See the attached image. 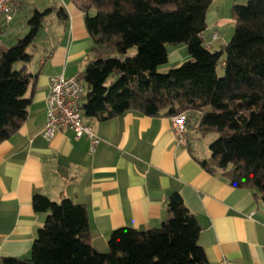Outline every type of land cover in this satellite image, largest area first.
Segmentation results:
<instances>
[{
    "label": "trees",
    "instance_id": "16d2710c",
    "mask_svg": "<svg viewBox=\"0 0 264 264\" xmlns=\"http://www.w3.org/2000/svg\"><path fill=\"white\" fill-rule=\"evenodd\" d=\"M211 1L76 0L93 41L79 77L86 89L82 115L104 121L126 111L167 117L185 112L187 118L199 113L197 131L217 135L202 167L233 187L252 189L264 202V0L232 5V36L217 50L202 39ZM53 11L64 14L62 7L35 9L27 34L0 46V143L26 119L31 94H25L37 79L26 68L33 58L27 48ZM180 44L190 59L158 72L167 62V46ZM31 204L46 217L30 256L3 258L1 264H209L197 242L200 224L177 192L169 195L158 227L116 228L105 252L89 242L83 204L42 194L33 195Z\"/></svg>",
    "mask_w": 264,
    "mask_h": 264
},
{
    "label": "crops",
    "instance_id": "0c3cea01",
    "mask_svg": "<svg viewBox=\"0 0 264 264\" xmlns=\"http://www.w3.org/2000/svg\"><path fill=\"white\" fill-rule=\"evenodd\" d=\"M244 1H211L202 33L207 48L217 50L229 41L234 28L232 5ZM25 4L23 0L16 4L9 22L0 17V30L1 26L15 30V24L26 25L29 16H20L26 5L29 15L47 7H62L64 14L51 12L40 27L45 30V40L43 45L33 46V58L26 65L29 72L37 73L35 84L25 94H31L26 119L0 143V264L3 258L30 256L36 232L46 217L32 207L35 194L83 204L89 242L105 252L116 228L158 227L167 216L166 203L173 192L198 220L197 242L209 264H264V202L252 189L233 187L220 173L202 167L201 161L209 154L203 155L191 137L192 133L199 135V113L188 114L184 145L176 143L170 117L136 111L104 121L84 117L99 139L93 150L88 137L76 139L69 128H62L49 141L43 138L49 77H80L91 58L93 41L85 27V12L76 0ZM88 13L93 14L94 9ZM13 37L10 33L9 38ZM182 45L167 48V62L157 70L167 63L179 64ZM0 46L9 47L4 40Z\"/></svg>",
    "mask_w": 264,
    "mask_h": 264
},
{
    "label": "built area",
    "instance_id": "2783aa9c",
    "mask_svg": "<svg viewBox=\"0 0 264 264\" xmlns=\"http://www.w3.org/2000/svg\"><path fill=\"white\" fill-rule=\"evenodd\" d=\"M20 0H0V17L9 22L15 11V6ZM218 34L214 33L213 38ZM85 85L77 76H64L63 74L49 77V92L46 101V118L42 128L45 140H51L62 128L73 131L76 139L86 136L90 140V150L98 144L99 139L94 135L91 126L85 122L81 105L85 94ZM171 118V130L176 143H186L185 112L175 114Z\"/></svg>",
    "mask_w": 264,
    "mask_h": 264
},
{
    "label": "rangeland",
    "instance_id": "374dc122",
    "mask_svg": "<svg viewBox=\"0 0 264 264\" xmlns=\"http://www.w3.org/2000/svg\"><path fill=\"white\" fill-rule=\"evenodd\" d=\"M24 2H26V4H28V3H30L31 2V0H23ZM25 4V5H26ZM237 4H240V3H237ZM244 4H246V0L243 2V3H241L240 5H244ZM27 8H28V5H26V7H25V9L23 10V11H20V16L22 17H24V16H31V15H29V13H28V10H27ZM39 11H42V10H39ZM32 14V13H31ZM94 14V13H93ZM92 15V14H91ZM19 21V20H18ZM27 22V21H26ZM16 23V22H15ZM14 23H11V25H13ZM15 30H11L10 29V26L9 27H6V26H1V30H0V41L1 40H4V44L6 45V46H12L15 42H16V40L18 39V38H22L23 36H25L26 34H27V32H28V27H26V25L25 24H20V23H18V24H15ZM24 27H25V29H24ZM26 28H27V30H26ZM45 30H42L41 28L38 30V32H37V34H36V36H35V39H34V41H33V43H32V45L31 46H29L28 48H27V52H33V50H34V45H43V42H44V40H45V32H44ZM231 32V31H230ZM10 33L14 36L13 38H9L10 37ZM212 34V33H211ZM230 35V37L229 38H231V34L232 33H229ZM208 35V33H206L205 34V36L206 37H208L207 36ZM227 35V34H226ZM225 35V36H226ZM216 44V43H215ZM182 45V44H181ZM177 47H180V46H177ZM182 48L180 49V52H181V54H182V56H183V58H180V59H178L179 61V64H181L182 62H184V61H187V60H189L190 59V56L188 55V53H187V50H186V47L184 46V45H182L181 46ZM167 48H168V50H170V49H172V47L171 46H167ZM129 53L130 54H134L135 53V49L134 48H132L130 51H129ZM20 64H17L16 65V67H18ZM171 66H173V65H171L170 63L168 64H166V65H164L162 68H160L159 70H158V72H160V73H165V72H167V70L168 69H170L171 68ZM217 72H218V74L219 75H221L222 73H223V68H222V66H221V64H219L218 66H217ZM191 137H192V139H194L193 140V142L196 144V146H198V148H199V150L203 153V155H205V154H209V149H208V146H209V144L213 141V140H215L216 139V137H217V135L215 134V133H213V132H209V133H207V134H205V135H201L200 133H199V135H198V137H196V135H194V133H192L191 134Z\"/></svg>",
    "mask_w": 264,
    "mask_h": 264
}]
</instances>
